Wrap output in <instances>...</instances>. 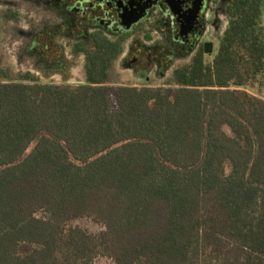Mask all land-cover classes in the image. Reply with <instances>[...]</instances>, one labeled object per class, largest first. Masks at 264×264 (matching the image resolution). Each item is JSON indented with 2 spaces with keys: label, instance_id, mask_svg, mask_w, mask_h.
<instances>
[{
  "label": "trees",
  "instance_id": "trees-1",
  "mask_svg": "<svg viewBox=\"0 0 264 264\" xmlns=\"http://www.w3.org/2000/svg\"><path fill=\"white\" fill-rule=\"evenodd\" d=\"M120 50L87 54L81 83L0 67V264H264L258 13L163 86L108 82Z\"/></svg>",
  "mask_w": 264,
  "mask_h": 264
},
{
  "label": "flooded vegetation",
  "instance_id": "flooded-vegetation-1",
  "mask_svg": "<svg viewBox=\"0 0 264 264\" xmlns=\"http://www.w3.org/2000/svg\"><path fill=\"white\" fill-rule=\"evenodd\" d=\"M251 8L264 33V0H0V35L14 29L30 60L19 74L86 81L87 54L111 42L121 50L110 75L115 68L121 82L161 86L180 68L212 63L232 22ZM217 23L222 35L209 32ZM65 58L77 63L64 69Z\"/></svg>",
  "mask_w": 264,
  "mask_h": 264
},
{
  "label": "rangeland",
  "instance_id": "rangeland-1",
  "mask_svg": "<svg viewBox=\"0 0 264 264\" xmlns=\"http://www.w3.org/2000/svg\"><path fill=\"white\" fill-rule=\"evenodd\" d=\"M215 20V18H212ZM209 27V32L210 33H214V34H221L223 31L220 26V24L217 23V26L213 25L208 26ZM9 30V27H7ZM6 31V39L2 38V33L0 35V67L5 70L8 71V74L11 78H19V73L23 70V68H28L29 65V59H27V57L25 55H21V51L19 50L20 47H18L20 44V42L18 41V37L16 38V35H14L15 31L14 29L11 28L10 31ZM225 30V29H224ZM222 35V34H221ZM56 48V47H55ZM57 49V48H56ZM146 52H144L145 55ZM155 55V53L153 52L152 55H150V57H148L149 60L152 59V56ZM159 58H161L159 56ZM65 60L67 61V63L64 65V69L69 67V62L72 60L77 63V60H75L74 58H65ZM69 64V65H68ZM30 68V67H29ZM80 70V66L76 69L75 72ZM25 71V70H23ZM113 74L110 75L108 77V82H110L111 84H116V85H122V84H128V83H124L121 82L115 68L113 69ZM54 73V72H52ZM75 75V73H74ZM78 73H76L75 77H77ZM41 76V75H40ZM73 76V75H72ZM74 77V78H75ZM80 78H83L84 75L81 74L79 76ZM41 80L43 82H47V83H55V84H64V83H81L84 82V80H67V79H63L60 78V76H55L52 79H44V77L41 76ZM67 80V81H66ZM165 84V83H164ZM164 84H162L161 86H163ZM130 85V84H128ZM133 85V84H131ZM252 95H255L257 97H262L264 95H262L261 90L259 89L258 86L255 87L254 90H248ZM225 130L227 133H230L229 128L225 127ZM34 147V144L31 145L30 149L28 150V153L32 150V148ZM73 226L79 227L83 230H85L87 233L89 234H93V235H98L101 234L105 231V227L103 226V224H101L100 222H97L93 219H88V218H83V219H73L70 223ZM93 264H115L113 262L112 259L108 258V257H104V256H100L98 257Z\"/></svg>",
  "mask_w": 264,
  "mask_h": 264
}]
</instances>
